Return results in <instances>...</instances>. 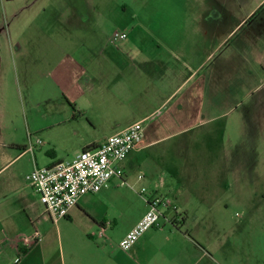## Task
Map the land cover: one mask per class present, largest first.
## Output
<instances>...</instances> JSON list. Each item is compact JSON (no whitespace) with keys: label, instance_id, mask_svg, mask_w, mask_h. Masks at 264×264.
Listing matches in <instances>:
<instances>
[{"label":"crops","instance_id":"obj_1","mask_svg":"<svg viewBox=\"0 0 264 264\" xmlns=\"http://www.w3.org/2000/svg\"><path fill=\"white\" fill-rule=\"evenodd\" d=\"M65 4L64 22L86 28L94 19L95 3L88 14ZM151 7L142 34L132 39L121 29L127 37L116 48H96L95 35L83 30L41 35L44 43L32 50L29 38L0 33V264H127L117 243L146 211L141 198L138 210L129 211L131 186L167 196L176 215L166 211L172 220L145 231L124 251L128 260L214 264L207 228L185 225L186 209L178 206L184 184L158 179L148 159L183 150V162L192 155L209 168L230 169L236 180L241 169L245 181L261 164L264 183V0H169ZM52 44L59 53L54 61ZM19 114L22 139L10 132ZM134 122H141L142 135L120 162L122 179L80 196L65 218L51 222L26 179L34 166L70 161ZM122 224L112 238V227ZM252 230L232 250L231 264H264V227ZM35 231L40 237L33 241Z\"/></svg>","mask_w":264,"mask_h":264},{"label":"rangeland","instance_id":"obj_2","mask_svg":"<svg viewBox=\"0 0 264 264\" xmlns=\"http://www.w3.org/2000/svg\"><path fill=\"white\" fill-rule=\"evenodd\" d=\"M166 1L169 0H0V33L23 35L20 37L21 42L29 38L28 50H32L36 43L40 47L44 43L38 41L41 35L55 36L57 33L70 32V29L77 33L83 30L95 35L96 48L103 49L107 45L109 48H116L118 42L112 40L113 32H121L122 29L132 39L137 34H142L140 27L153 16L152 4ZM65 3L79 6V12L82 14L91 13L88 5L95 3L92 11L94 19L89 17L86 28L64 22L67 12ZM139 39L142 42L144 37L141 35ZM47 49L51 60H56L58 50L53 44ZM43 83L45 86L43 81L37 84V87H42ZM33 85L36 86L35 82ZM15 93L19 101L16 86ZM36 97L31 91V103L35 102ZM12 129L10 132L13 137L22 139L26 136L24 120L20 114L15 116ZM198 130H193L192 136L197 135ZM163 144H166V141L162 142V146ZM183 155V150L178 154L166 152L163 156L155 158V161L148 159V163L153 171L159 168L158 179H177L184 184L185 192L182 198H179L178 206L186 209L185 225L205 226V238L216 260L214 264H231L232 250L245 241L247 231L253 229L252 231L256 232L264 227L262 165H257L254 178L250 180L249 177L247 181L244 170H238L239 176L236 180L231 176L230 169L221 166L209 168L206 163H200L192 155L188 156L192 164L183 162ZM131 188L134 197L131 195L127 199V206L129 211L134 213L139 208L140 198L143 199L138 194L140 186ZM123 228L124 224L115 225L109 235L115 239ZM122 260L127 261V264H135L127 259L123 250Z\"/></svg>","mask_w":264,"mask_h":264},{"label":"built area","instance_id":"obj_3","mask_svg":"<svg viewBox=\"0 0 264 264\" xmlns=\"http://www.w3.org/2000/svg\"><path fill=\"white\" fill-rule=\"evenodd\" d=\"M111 37L114 42H119L125 40L127 35L115 31ZM141 135V122H134L122 131L106 137L97 146L81 151L70 161L34 166L26 179L38 195L50 221L56 223L65 218L80 196L99 191L111 178L122 179L120 162L133 150ZM34 144L39 145L41 141L36 140ZM34 144L29 143L26 149L32 151ZM141 178L139 175L138 179ZM138 194L146 205V211L118 241L117 245L123 251L129 250L146 230L159 227L162 218L171 221L166 211L176 213V206L167 196L156 194L145 187H141ZM39 237L35 231L30 238L35 241ZM22 242L26 243L27 237H23Z\"/></svg>","mask_w":264,"mask_h":264},{"label":"trees","instance_id":"obj_4","mask_svg":"<svg viewBox=\"0 0 264 264\" xmlns=\"http://www.w3.org/2000/svg\"><path fill=\"white\" fill-rule=\"evenodd\" d=\"M86 149H88V148H86Z\"/></svg>","mask_w":264,"mask_h":264}]
</instances>
